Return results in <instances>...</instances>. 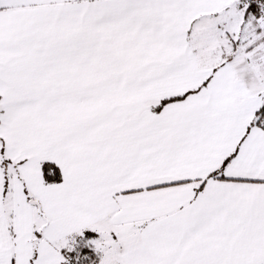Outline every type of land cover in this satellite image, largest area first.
<instances>
[{
	"label": "snow or ice",
	"instance_id": "1",
	"mask_svg": "<svg viewBox=\"0 0 264 264\" xmlns=\"http://www.w3.org/2000/svg\"><path fill=\"white\" fill-rule=\"evenodd\" d=\"M0 264H264V0H0Z\"/></svg>",
	"mask_w": 264,
	"mask_h": 264
}]
</instances>
